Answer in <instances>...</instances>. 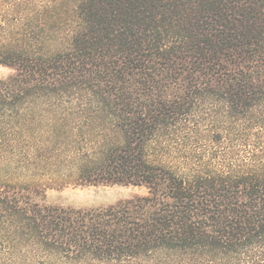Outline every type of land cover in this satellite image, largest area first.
Wrapping results in <instances>:
<instances>
[{"label": "trees", "instance_id": "trees-1", "mask_svg": "<svg viewBox=\"0 0 264 264\" xmlns=\"http://www.w3.org/2000/svg\"><path fill=\"white\" fill-rule=\"evenodd\" d=\"M0 65V264H264V0H0Z\"/></svg>", "mask_w": 264, "mask_h": 264}, {"label": "rangeland", "instance_id": "rangeland-1", "mask_svg": "<svg viewBox=\"0 0 264 264\" xmlns=\"http://www.w3.org/2000/svg\"><path fill=\"white\" fill-rule=\"evenodd\" d=\"M11 70L0 65V76H6ZM145 187L132 185H75L67 184L59 187L52 185L45 189L43 200L50 204L89 208L105 206L116 201L146 194Z\"/></svg>", "mask_w": 264, "mask_h": 264}]
</instances>
